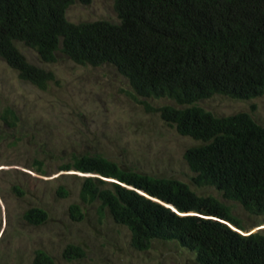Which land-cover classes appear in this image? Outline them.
Segmentation results:
<instances>
[{"label": "trees", "instance_id": "1", "mask_svg": "<svg viewBox=\"0 0 264 264\" xmlns=\"http://www.w3.org/2000/svg\"><path fill=\"white\" fill-rule=\"evenodd\" d=\"M73 2L0 0V58L40 90L55 81L54 73L29 63L19 44L46 64L61 53L76 65L112 66L135 96L172 101L153 107L137 100L178 135L198 142L183 153L191 183L216 189L250 215H264V125L246 112L216 116L197 105L215 95H263L264 0H113L117 22L78 23L65 16ZM3 119L16 123L10 109ZM59 170L88 175L78 176L80 203L97 205L100 216L125 227L137 251L157 240L176 242L196 264H264V229L250 233L230 206L180 180L140 173L100 154L72 155ZM57 194L68 191L60 186ZM68 213L73 221L84 218L76 203ZM22 218L39 226L47 213L32 207ZM83 256L76 245L63 251L68 261ZM33 264L53 259L37 250Z\"/></svg>", "mask_w": 264, "mask_h": 264}, {"label": "rangeland", "instance_id": "2", "mask_svg": "<svg viewBox=\"0 0 264 264\" xmlns=\"http://www.w3.org/2000/svg\"><path fill=\"white\" fill-rule=\"evenodd\" d=\"M65 16L72 23L117 22L113 0L87 5L74 0ZM18 48L29 63L52 71L55 81L40 90L19 79L0 58V264H33L37 250L48 254L53 264H196L193 254L176 242L155 240L145 251L133 249L125 227L108 214L100 216L97 205L81 204V174L59 170L72 155L100 154L140 173L180 180L198 195H211L230 206L251 230L264 227V215L248 214L212 187L194 186L183 153L198 142L178 135L137 102L158 107L174 105L172 101L135 96L112 66L76 65L61 53L46 64L33 50L21 44ZM197 105L216 116L246 112L264 125V93L249 100L215 95ZM6 109L16 116L15 125L3 119ZM60 186L68 196L57 194ZM73 203L84 213L79 222L69 217ZM32 207L46 211L43 224L33 226L22 218ZM69 244L79 246L84 256L66 260L63 251Z\"/></svg>", "mask_w": 264, "mask_h": 264}, {"label": "water", "instance_id": "3", "mask_svg": "<svg viewBox=\"0 0 264 264\" xmlns=\"http://www.w3.org/2000/svg\"><path fill=\"white\" fill-rule=\"evenodd\" d=\"M80 176H88V175L81 174ZM107 181L114 182L113 180H107ZM227 225H229V224H227ZM229 227H230L231 229L235 230V231H238V230H236V228L232 227L231 225H229ZM260 229H264V227H258V228H256L255 230H253V229L250 230L249 232L252 233V232H255V231L260 230ZM238 232H239V231H238Z\"/></svg>", "mask_w": 264, "mask_h": 264}]
</instances>
